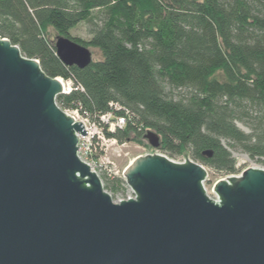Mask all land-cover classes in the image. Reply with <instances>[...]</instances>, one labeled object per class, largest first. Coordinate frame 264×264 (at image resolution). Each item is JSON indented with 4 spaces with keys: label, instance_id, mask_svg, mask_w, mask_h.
Here are the masks:
<instances>
[{
    "label": "water",
    "instance_id": "obj_1",
    "mask_svg": "<svg viewBox=\"0 0 264 264\" xmlns=\"http://www.w3.org/2000/svg\"><path fill=\"white\" fill-rule=\"evenodd\" d=\"M54 44L65 65L93 61L67 35ZM66 89L0 36V264H264V167L218 180L213 199L188 153H147L123 171L135 197L116 201L80 158L88 131L59 105Z\"/></svg>",
    "mask_w": 264,
    "mask_h": 264
},
{
    "label": "trees",
    "instance_id": "obj_2",
    "mask_svg": "<svg viewBox=\"0 0 264 264\" xmlns=\"http://www.w3.org/2000/svg\"><path fill=\"white\" fill-rule=\"evenodd\" d=\"M81 23L89 25L88 40L70 33ZM58 34L102 56L87 68L65 65ZM0 36L70 82L57 98L63 109L100 124L113 111L126 117L114 131L101 124L107 139L147 146L153 130L168 157L188 153L239 174L226 140L264 166V0H0ZM102 180L114 199L125 195L123 177L105 171Z\"/></svg>",
    "mask_w": 264,
    "mask_h": 264
},
{
    "label": "rangeland",
    "instance_id": "obj_3",
    "mask_svg": "<svg viewBox=\"0 0 264 264\" xmlns=\"http://www.w3.org/2000/svg\"><path fill=\"white\" fill-rule=\"evenodd\" d=\"M72 36L74 37H81L84 40H88L91 37V33L89 32V25L86 23H81L77 26V28L72 29L71 32ZM56 38V35H55ZM54 38V40H55ZM92 54H93V59H100V57L102 56V54L100 53V50L93 48V47H89ZM65 83L67 84V81L64 80ZM68 113L72 112V109L66 110ZM238 125L244 130H248L249 128L237 121ZM223 143L225 146L228 147V149L232 152V156H234L237 159V167H240V169L243 171H245L248 167H264L260 162H258L257 160H253L249 155H247L246 153H243L239 150L233 149L230 145L227 144L226 140H223ZM101 149V151L98 149V154L101 155V162H105V163H109V161L113 162L116 164V169L121 172L124 173L123 171L126 169V167L135 159L137 158V156L140 155H147V153H162L159 149H154L152 146L149 145H143L140 144L138 142H134V141H129V142H125L124 144H112L110 143L108 140L104 141L101 143V146L99 147ZM164 154V153H163ZM166 155V154H165ZM167 156V155H166ZM81 158V157H80ZM171 159H174L175 161H183L185 160L184 155H180L177 157H170ZM203 165V164H202ZM205 168H207L208 170V177H207V181L205 182V188L208 191V194L211 198H216V193L213 190V186L214 184L221 179H224L230 175H226L225 173L222 174L220 172H217L214 168H209L205 165H203ZM95 170V169H94ZM97 173H99L101 179L102 176L104 175V173L102 172V170L99 168H96ZM242 172H240L239 174H241ZM103 181V180H102ZM105 184V183H104ZM130 187H127V190L124 194H120L118 193L115 200L117 201L120 198L123 197H127V195L130 194ZM111 194V193H110ZM113 196V195H112Z\"/></svg>",
    "mask_w": 264,
    "mask_h": 264
},
{
    "label": "built area",
    "instance_id": "obj_4",
    "mask_svg": "<svg viewBox=\"0 0 264 264\" xmlns=\"http://www.w3.org/2000/svg\"><path fill=\"white\" fill-rule=\"evenodd\" d=\"M63 79V78H62ZM64 80V79H63ZM65 82V81H64ZM72 87L70 86V82H67V89L66 93H69L71 91ZM112 107H115L116 109H121L118 104L111 105ZM71 114L74 116V118L78 121H82L85 125V130L88 131L86 135H80V143H79V155L81 159H83L85 162H88L92 169L96 170V168H99L104 173L105 171L108 172L110 176H121L123 177L124 173L119 172L116 169V164L109 161V163L101 162V158L99 160H96L94 158L95 153H97L98 147L101 146V143L106 140H108L112 144H120L117 139H107L104 134V129L102 128L101 124L105 123L108 124L109 129L111 131L116 130L117 127H124V125L127 122L126 117L119 116L113 112L102 114L100 116L101 124L98 123L96 120L90 118L88 115L81 114L78 110H74L71 112ZM127 187L128 184H126ZM135 197V193L132 192L130 189V194L127 195V197L120 198L118 200H128V198Z\"/></svg>",
    "mask_w": 264,
    "mask_h": 264
},
{
    "label": "bare ground",
    "instance_id": "obj_5",
    "mask_svg": "<svg viewBox=\"0 0 264 264\" xmlns=\"http://www.w3.org/2000/svg\"><path fill=\"white\" fill-rule=\"evenodd\" d=\"M65 87H67V84L65 83Z\"/></svg>",
    "mask_w": 264,
    "mask_h": 264
}]
</instances>
